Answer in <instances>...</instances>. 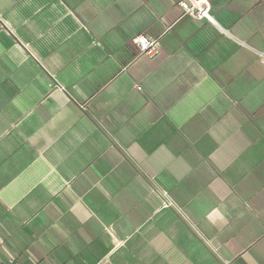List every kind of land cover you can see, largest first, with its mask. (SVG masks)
<instances>
[{
	"label": "crops",
	"instance_id": "1",
	"mask_svg": "<svg viewBox=\"0 0 264 264\" xmlns=\"http://www.w3.org/2000/svg\"><path fill=\"white\" fill-rule=\"evenodd\" d=\"M181 1L0 0V264H264V0Z\"/></svg>",
	"mask_w": 264,
	"mask_h": 264
},
{
	"label": "built area",
	"instance_id": "2",
	"mask_svg": "<svg viewBox=\"0 0 264 264\" xmlns=\"http://www.w3.org/2000/svg\"><path fill=\"white\" fill-rule=\"evenodd\" d=\"M179 8L183 14L188 15L195 20L211 21L209 14V4L207 0H182L178 3ZM139 54L154 59L158 53L157 46L154 40L149 39L147 36L139 34L132 40ZM140 90V88H137ZM1 264H20L14 259H7Z\"/></svg>",
	"mask_w": 264,
	"mask_h": 264
}]
</instances>
